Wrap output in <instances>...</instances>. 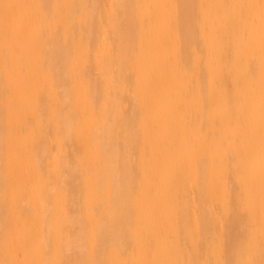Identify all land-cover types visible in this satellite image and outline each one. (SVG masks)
<instances>
[{"label":"bare ground","instance_id":"1","mask_svg":"<svg viewBox=\"0 0 264 264\" xmlns=\"http://www.w3.org/2000/svg\"><path fill=\"white\" fill-rule=\"evenodd\" d=\"M0 264H264V0H0Z\"/></svg>","mask_w":264,"mask_h":264}]
</instances>
